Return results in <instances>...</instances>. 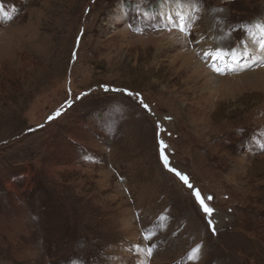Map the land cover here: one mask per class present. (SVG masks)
Returning a JSON list of instances; mask_svg holds the SVG:
<instances>
[{"label": "rangeland", "instance_id": "374dc122", "mask_svg": "<svg viewBox=\"0 0 264 264\" xmlns=\"http://www.w3.org/2000/svg\"><path fill=\"white\" fill-rule=\"evenodd\" d=\"M263 52L264 0H0V264H264Z\"/></svg>", "mask_w": 264, "mask_h": 264}, {"label": "snow or ice", "instance_id": "6c2138e0", "mask_svg": "<svg viewBox=\"0 0 264 264\" xmlns=\"http://www.w3.org/2000/svg\"><path fill=\"white\" fill-rule=\"evenodd\" d=\"M181 30L183 31V29ZM213 70L216 72L222 71L220 68L216 66H213ZM129 95H131V93H129ZM141 103H143V101H141ZM143 106L145 109L149 107L147 104H144ZM57 115H59V113H57ZM161 145L162 147H161V157L160 158L162 162L164 163V166L168 169V171L174 173L175 176H177L184 183V185H186L189 189H193L194 186L189 182L188 176L182 173L180 170L170 166L167 154L164 152V149L167 147V145H164L163 142H161ZM192 194L195 197V201L199 204L201 211L207 218L208 226L211 228L213 234H215L216 229H215V225L212 219L215 213V209L206 202V201H211L213 197L211 196L204 197L202 193L200 192V190L198 189L194 190ZM199 250H200L199 246L193 249V251L197 253L199 252Z\"/></svg>", "mask_w": 264, "mask_h": 264}, {"label": "bare ground", "instance_id": "6f19581e", "mask_svg": "<svg viewBox=\"0 0 264 264\" xmlns=\"http://www.w3.org/2000/svg\"><path fill=\"white\" fill-rule=\"evenodd\" d=\"M218 45V44H217ZM263 54H264V52H263ZM190 56H191V54H190ZM263 56V55H262ZM185 61L183 62V64H182V66H187V69H194V71H193V74L195 75V76H199L198 74H199V71L201 70L200 68H201V64L199 63V64H196L195 65V63H194V66L193 67H190V65L188 64V61H189V58H185L184 59ZM191 62H193V61H191ZM198 73V74H197ZM202 74V73H201ZM200 74V75H201ZM200 77V76H199ZM206 87H207V82H203V84L201 85V88L203 89H206ZM202 93H201V95H200V98L201 97H203V95L205 94V92L202 90L201 91ZM203 103V102H202Z\"/></svg>", "mask_w": 264, "mask_h": 264}]
</instances>
